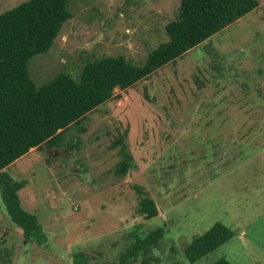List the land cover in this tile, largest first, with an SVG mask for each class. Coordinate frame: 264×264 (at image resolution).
I'll return each instance as SVG.
<instances>
[{
  "label": "rangeland",
  "instance_id": "374dc122",
  "mask_svg": "<svg viewBox=\"0 0 264 264\" xmlns=\"http://www.w3.org/2000/svg\"><path fill=\"white\" fill-rule=\"evenodd\" d=\"M25 0H0V13ZM231 23L68 127L64 144L44 143L5 168L23 208L46 234L25 238L0 186V264L115 262L136 240L165 227L148 264H264V0ZM181 0H70L73 17L55 43L29 61L38 86L61 71L76 78L87 60L123 55L141 64L166 40ZM80 127H83L81 130ZM133 155L115 174L121 145ZM137 186L158 216L145 218ZM233 230L195 262L185 248L214 223ZM140 257L133 264H143Z\"/></svg>",
  "mask_w": 264,
  "mask_h": 264
},
{
  "label": "trees",
  "instance_id": "16d2710c",
  "mask_svg": "<svg viewBox=\"0 0 264 264\" xmlns=\"http://www.w3.org/2000/svg\"><path fill=\"white\" fill-rule=\"evenodd\" d=\"M259 5V0H181L176 17L166 25L168 38L151 50L141 64L123 55H106L87 60L78 78L61 71L40 86L29 73V61L35 54L49 51L64 24L73 17L70 0H25L1 12L0 186L3 203L12 220L23 229L25 238L41 244L47 237L38 215L21 205L18 189L25 181L13 179L5 168L44 143L63 145L66 129L80 125L89 112L113 97L116 88L134 86ZM127 135L126 129L114 143L121 145V159L115 168V174L120 176L129 174L133 166V155L124 143ZM137 189L140 212L148 219L158 216L155 199L142 187ZM164 235V226L137 235L117 261L107 264H133L140 257H144L143 264H148L157 259L153 252L160 247ZM232 236L229 226L216 222L185 248L186 257L195 262ZM74 264L91 263L77 253ZM212 264L234 263L220 258Z\"/></svg>",
  "mask_w": 264,
  "mask_h": 264
}]
</instances>
